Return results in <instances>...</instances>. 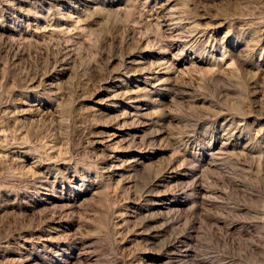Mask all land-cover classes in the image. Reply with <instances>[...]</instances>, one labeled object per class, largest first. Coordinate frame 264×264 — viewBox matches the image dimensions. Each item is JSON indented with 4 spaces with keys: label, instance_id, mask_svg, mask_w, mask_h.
<instances>
[{
    "label": "rangeland",
    "instance_id": "obj_1",
    "mask_svg": "<svg viewBox=\"0 0 264 264\" xmlns=\"http://www.w3.org/2000/svg\"><path fill=\"white\" fill-rule=\"evenodd\" d=\"M0 264H264V0H0Z\"/></svg>",
    "mask_w": 264,
    "mask_h": 264
},
{
    "label": "bare ground",
    "instance_id": "obj_2",
    "mask_svg": "<svg viewBox=\"0 0 264 264\" xmlns=\"http://www.w3.org/2000/svg\"><path fill=\"white\" fill-rule=\"evenodd\" d=\"M130 63H132L131 61H130ZM153 74V73H152ZM139 75V74H138ZM132 103H137V101L136 100H132ZM139 109V107H137L136 108V110H138ZM216 166H218L219 168H222V164H217ZM200 194V193H199ZM206 196V195H205ZM158 204V203H157ZM160 233V232H159ZM182 243V242H181ZM183 251H185V250H183ZM185 253V252H184ZM170 259V258H169ZM179 261H181L180 259H179Z\"/></svg>",
    "mask_w": 264,
    "mask_h": 264
}]
</instances>
